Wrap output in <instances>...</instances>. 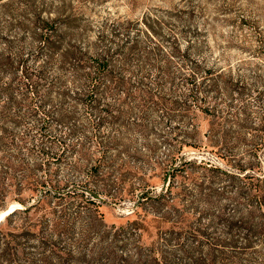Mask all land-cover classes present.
<instances>
[{"label": "rangeland", "instance_id": "1", "mask_svg": "<svg viewBox=\"0 0 264 264\" xmlns=\"http://www.w3.org/2000/svg\"><path fill=\"white\" fill-rule=\"evenodd\" d=\"M10 209L35 264H264V0L0 3Z\"/></svg>", "mask_w": 264, "mask_h": 264}, {"label": "trees", "instance_id": "2", "mask_svg": "<svg viewBox=\"0 0 264 264\" xmlns=\"http://www.w3.org/2000/svg\"><path fill=\"white\" fill-rule=\"evenodd\" d=\"M4 0H0V3H2ZM56 22L54 21H49V22H46V35H47V38H46V41L49 43V40H51L52 38H54V33L56 32ZM98 66L96 67L97 69V73L94 72V75L92 76V74L88 75L86 80H88L93 89H98L99 87L102 86V74H103V71H107L108 69L106 68V59H103L101 61L98 62ZM107 73H109V71H107ZM189 77L191 79H194V86L191 90V94L194 98L198 99L199 96H202V101H201V104L202 106L204 107H207L209 108L208 106L210 105H206V104H209V93L211 94H216L219 92L218 90V77L215 78L214 76H211V77H208V80H209V83H211L210 85H208V91L206 92L204 89L201 90V84L202 82L201 81H198L196 80V77H197V72L193 71V73L191 75H189ZM220 79V78H219ZM204 80H207V78H204ZM112 81L113 83L115 82V84L118 86L119 84H121L123 81L121 80H116L115 78L113 79L112 78ZM110 83V85H112V82L108 81ZM107 82V83H108ZM206 89V88H205ZM217 99V97H216ZM169 190V189H168ZM168 193V192H167ZM167 193H164V192H161L160 195L158 196H155V197H152V199H157V200H162V199H166L167 197ZM211 220V218H209ZM213 219V218H212ZM227 223H229V219L227 220ZM231 224V223H229ZM227 224V228H228V231H232L233 228L232 227V224L229 225ZM195 232L199 233V234H205L203 233L202 231H199V230H195ZM0 236H1V231H0ZM29 236V235H27ZM14 239V238H13ZM3 240H5V237H0V264L4 263V264H13L14 262H20V258L18 256V253L22 252L23 249H18L17 246H22L23 248H26L25 245H20V244H16L15 243V240H5L3 242ZM45 241H42V244L45 245ZM22 250V251H21ZM27 255V253H26ZM44 259V258H43ZM41 259V260H43ZM21 262H25L26 264H35V262H31L29 261L28 258H25L23 260H21ZM197 264H201V263H197Z\"/></svg>", "mask_w": 264, "mask_h": 264}, {"label": "bare ground", "instance_id": "3", "mask_svg": "<svg viewBox=\"0 0 264 264\" xmlns=\"http://www.w3.org/2000/svg\"><path fill=\"white\" fill-rule=\"evenodd\" d=\"M12 209H13V208H12ZM12 209L6 211L4 214H1V215H0V221L3 220V219L6 217V215L9 214V212L12 211Z\"/></svg>", "mask_w": 264, "mask_h": 264}]
</instances>
